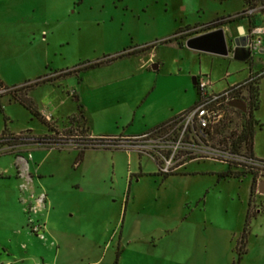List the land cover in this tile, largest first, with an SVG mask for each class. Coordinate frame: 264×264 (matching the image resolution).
I'll return each mask as SVG.
<instances>
[{
    "label": "rangeland",
    "instance_id": "obj_1",
    "mask_svg": "<svg viewBox=\"0 0 264 264\" xmlns=\"http://www.w3.org/2000/svg\"><path fill=\"white\" fill-rule=\"evenodd\" d=\"M243 5L242 0H0V135L53 142L0 138V172L12 174L0 178V252L8 239L16 252L12 261L1 264H24V259L26 264H114L115 259L117 264H155L166 252L193 246L218 253L225 264H264V194L256 190L264 172L254 170L251 178L242 170L238 177L222 178L226 164L199 159L164 177L146 154L100 146L82 150L78 140L87 132L75 97L89 103L94 114L101 111L89 122L93 136L122 133L129 111L96 106L88 82L117 68L136 71L141 55L159 63L154 71L161 74L209 75L216 90L227 85V73L231 81L242 79L250 67L264 71V33L245 62L232 55H192L177 43L184 32L236 19ZM250 5L245 9L254 11L248 16L263 26L256 14L264 13L263 3ZM238 32L231 25L227 37ZM142 46H149L143 54H126ZM122 51L125 57L118 65L85 68ZM146 80L134 78L135 84ZM170 80L165 81H178ZM25 84L27 89L20 88ZM13 91L25 96L32 110ZM248 106L256 149L264 155V77L259 107L253 100ZM140 169L146 174L140 175ZM12 185L35 195L25 208L21 233L15 234L10 232L20 224L7 198ZM41 221L48 229L46 239L32 231ZM244 227L246 250L240 254Z\"/></svg>",
    "mask_w": 264,
    "mask_h": 264
},
{
    "label": "crops",
    "instance_id": "obj_2",
    "mask_svg": "<svg viewBox=\"0 0 264 264\" xmlns=\"http://www.w3.org/2000/svg\"><path fill=\"white\" fill-rule=\"evenodd\" d=\"M243 1V0H242ZM247 5H243L240 11V16L238 17L236 14H239V12H235L234 15H236V19L233 21H227L225 23L219 24V25H213L208 28L199 29L196 31H191L190 33H182L181 37L179 36L177 38V43L180 44L181 47H185L188 49V51H191L195 55L200 56L201 53L204 54V52H198L191 50L185 46V42L187 39L203 34L209 30L215 29L217 27H223L226 34V39L229 41V37H227V33H229V27L233 25L236 30L239 29V32L236 34L234 33V37H238L239 35H246L251 29L254 27H261L256 25V20H252L247 14H244V10H246ZM244 14V15H243ZM260 14L262 19L264 20V13H256ZM233 16H229L234 17ZM227 17V18H229ZM226 18V19H227ZM213 22V21H212ZM212 22L205 23V24H199L200 26L203 25H209ZM215 22V21H214ZM230 24V25H228ZM193 25H187L186 27H192ZM193 28V27H192ZM190 31V29H189ZM186 34V35H184ZM233 37V38H234ZM259 36H254L253 39H257ZM261 43V42H260ZM260 45V44H259ZM153 46V45H152ZM150 46V47H152ZM149 46H142L140 48H131L126 51L122 52H116L111 55H107L103 59L112 58L114 59L103 63L98 66H105V67H111L113 65H118L120 61L124 59L125 52L126 54L134 53V54H143L145 50ZM260 47V46H258ZM257 47V48H258ZM256 50V49H255ZM262 50V49H261ZM254 49L250 51V57L252 58V53ZM124 54L122 56H118ZM209 54V53H208ZM230 54H228L226 57H228ZM118 56V57H117ZM131 57V56H130ZM100 59V60H103ZM100 60H96L94 62H98ZM240 61V60H238ZM247 61V60H246ZM137 62L139 63L138 67L136 68V71H126L124 68H117L113 72H105L102 73L101 76L94 78L90 82H88L89 87L94 92L93 95V102L96 106H105L110 104L109 106H115L114 108L118 107H126L129 111L128 119L124 122L123 125V131L118 136L112 134V133H105V135H99L98 137L93 136L89 129V122L93 121L96 114L99 111H96V114L91 111L89 107V103L84 102L82 97H75V100H77L78 103V114L80 119L82 120V123L84 125V129L87 132V136L91 138H100V137H115V138H122L126 136H133L138 135L141 133H144L148 130H151L157 126H160L167 121L171 120L173 117H175L180 112L189 109L197 100V91L195 87V82L193 81L189 83V78L192 80L193 77L198 76L199 74H203L202 72L198 71H188L183 77L181 76L180 70L176 71L175 73H167V74H161L158 71H154L157 68H159L160 64L153 63V59L151 57L143 58L141 57L137 58ZM245 62V61H242ZM152 63L151 66H156L155 69L149 68V65ZM95 66V67H98ZM149 68L148 70H145V68ZM262 74L260 78L257 81V96H256V108L259 106V100H260V85L261 80L264 77V71L263 70H253L252 67L248 68V71L245 73V76L242 79L236 80L233 79L231 81H228V78L230 77V74L227 73L225 75V81L227 83L226 86L223 88L236 83L241 82L247 79L252 74ZM140 77L141 79H147L146 81L140 82L135 84L134 78ZM170 78H177L178 81L168 83L170 82ZM211 78V77H210ZM168 79V81H165ZM229 83H228V82ZM214 82V89L215 84ZM136 85V86H135ZM133 88H136L135 91ZM221 88V89H223ZM219 89V90H221ZM216 90V89H215ZM133 91L135 93H133ZM176 94V97L174 96ZM75 95V92L73 93V96ZM124 110L118 111V116H121ZM101 113V111L99 112ZM41 116L42 113H39ZM105 117L102 115L100 118ZM46 119V118H45ZM256 120V119H255ZM251 149L250 152L252 156L257 160H262L264 155L260 154L256 149V142L254 139V128L252 130V140H251ZM141 168V167H140ZM140 175L146 174L145 171L140 169L139 171ZM151 174V173H148ZM11 173L9 171L6 172H0V178H8L11 177ZM30 176V175H29ZM21 178V173L17 169L16 172V179ZM23 189V188H22ZM257 190V187H256ZM7 198L9 201H11L14 204V212L17 216V222L18 226L20 224V228L13 229L10 233H21L23 229L24 224V213L25 208L27 205H29L31 200V194L35 197L33 193H30L28 191L21 190L20 185H12L9 187V190L7 191ZM35 202V199H34ZM129 203V202H128ZM127 206V202H126ZM27 217V216H26ZM42 224V230H43V237L42 239H46L47 234V226L45 222L41 221ZM45 234V236H44ZM49 238V236H48ZM2 252H0V264L6 260H13L12 258L16 256L15 248L11 245V240L8 239L6 243L1 245ZM60 253V252H57ZM24 264L28 263L27 259L23 260ZM30 264V263H29ZM155 264H225V261H222V257L217 253H208L205 250L196 248V247H189L188 249H183V251L178 250H172L169 252H166L165 257L156 258Z\"/></svg>",
    "mask_w": 264,
    "mask_h": 264
},
{
    "label": "built area",
    "instance_id": "obj_3",
    "mask_svg": "<svg viewBox=\"0 0 264 264\" xmlns=\"http://www.w3.org/2000/svg\"><path fill=\"white\" fill-rule=\"evenodd\" d=\"M253 11L248 9L244 14L250 15ZM261 33H264V25L254 27L246 34L250 40V51L259 46V38H253ZM261 75L255 73L244 81L215 90L210 76L199 74L195 77L197 100L189 109L138 135L101 137L102 141L97 147L122 148L146 154L155 162L162 176L173 174L188 161L199 159H212L232 165L234 172H264V161L255 159L247 150L239 136L240 128L236 127L237 122H246L243 117L246 115L228 105L235 99L246 104L251 102L249 89L256 86ZM32 231L43 237L42 225H34Z\"/></svg>",
    "mask_w": 264,
    "mask_h": 264
},
{
    "label": "water",
    "instance_id": "obj_4",
    "mask_svg": "<svg viewBox=\"0 0 264 264\" xmlns=\"http://www.w3.org/2000/svg\"><path fill=\"white\" fill-rule=\"evenodd\" d=\"M248 39L247 35H239L238 37L229 39V42L233 45L231 49L233 59L240 61H246L249 59L250 51L245 48ZM227 42L225 30L220 26L187 39L185 46L198 52L227 56L229 54ZM152 68L155 69L156 66L154 65ZM192 81L193 83L195 82V77L192 78ZM228 105L242 112L245 111V103L242 100H231ZM257 192L264 194V180L258 182Z\"/></svg>",
    "mask_w": 264,
    "mask_h": 264
},
{
    "label": "trees",
    "instance_id": "obj_5",
    "mask_svg": "<svg viewBox=\"0 0 264 264\" xmlns=\"http://www.w3.org/2000/svg\"><path fill=\"white\" fill-rule=\"evenodd\" d=\"M251 1H253V0H243V2H244V4L245 5H250V2ZM262 3H263V5H264V0H260ZM251 6V5H250ZM251 8V7H250ZM234 20V18H232V19H230V21H233ZM122 55H124V54H121V55H118V56H122ZM117 56V57H118ZM112 59H114V57H112V58H107V59H103V60H100V61H98V62H93V63H89L88 65H86L85 66V68H91V67H95V66H98V65H101V64H103V63H106V62H108V61H110V60H112ZM264 74V73H263ZM37 83V82H36ZM35 83V84H36ZM0 85H1V82H0ZM257 85V84H256ZM23 87H26V89L29 87V85L28 84H25V85H22L20 88H23ZM17 88L18 87H15V89L14 90H17ZM17 92H19V91H16V92H12V93H14L13 95H14V97L20 102V103H22L23 105H25L28 109H30V110H32V107H31V104H30V102H29V100L25 97V96H21L20 94L17 96L16 94H17ZM249 93H250V97L252 98V100H253V102H254V104H256V94H257V87L256 86H254V87H251L250 89H249ZM251 100V101H252ZM34 114H36V115H39L37 112H35L34 111ZM40 118L42 119V120H44V118H42L41 116H40ZM5 136H7L6 137V140L8 141H20V142H27V143H30V142H35V143H38V144H53V142H51V141H49L48 140V137H39V138H32V137H30V136H27V137H24V138H17V137H14V136H11L10 134H5L4 132H2L1 133V135H0V138H4ZM78 140L80 141V142H82L81 144H82V150L83 149H85V148H87V147H92V148H94V147H97L98 145L97 144H99L101 141H102V138L100 137V138H91V137H88L87 136V134L85 133V134H83V136H82V138H78ZM241 140L242 141H244L245 142V145H246V147H247V150L250 152V149H251V140H252V129H251V127H247L243 132H242V136H241ZM105 148H108V147H105ZM251 153V152H250ZM228 166V168H227V171H225V172H223V173H221L220 174V176L222 177V178H226V177H231V176H236V177H238L239 176V174H238V172H233L232 171V169H231V167L229 166V165H227ZM170 175H172V174H170ZM168 175H166V176H164V177H167ZM254 190H255V187H254V184L253 183H251V186H250V193H253L254 192ZM247 228L246 227H244V230H243V232H242V234H241V239H240V245H239V249H241V252H240V254H242V253H245V245H246V240H247ZM239 259V258H238ZM114 264H117V259H115V261H114Z\"/></svg>",
    "mask_w": 264,
    "mask_h": 264
},
{
    "label": "flooded vegetation",
    "instance_id": "obj_6",
    "mask_svg": "<svg viewBox=\"0 0 264 264\" xmlns=\"http://www.w3.org/2000/svg\"><path fill=\"white\" fill-rule=\"evenodd\" d=\"M250 40L248 39L246 41V44H245V48L247 50L250 51ZM227 45H228V49H229V54L232 55L231 53V49L233 47L232 43H230L229 41L227 42ZM245 103V102H244ZM240 111V110H239ZM242 112V111H240ZM243 115H246L247 119H249V121H246V122H243V121H239L236 123V127L239 129L240 128V134L239 136L241 137L242 136V132L247 128V127H251V129L253 130V126L250 124V119L253 120V117H252V107L251 106H248V104L245 103V111L242 112ZM254 121V120H253ZM254 170H251V171H248L247 175H249L251 178H252V174H253Z\"/></svg>",
    "mask_w": 264,
    "mask_h": 264
}]
</instances>
